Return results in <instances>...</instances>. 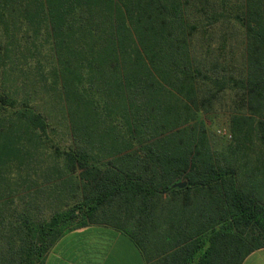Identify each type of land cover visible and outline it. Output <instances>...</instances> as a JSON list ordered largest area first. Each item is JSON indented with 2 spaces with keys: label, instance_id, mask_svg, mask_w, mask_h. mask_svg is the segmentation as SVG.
<instances>
[{
  "label": "trees",
  "instance_id": "16d2710c",
  "mask_svg": "<svg viewBox=\"0 0 264 264\" xmlns=\"http://www.w3.org/2000/svg\"><path fill=\"white\" fill-rule=\"evenodd\" d=\"M227 90L264 143V0H0V264H43L92 224L148 264L263 248V171L197 125Z\"/></svg>",
  "mask_w": 264,
  "mask_h": 264
},
{
  "label": "crops",
  "instance_id": "0c3cea01",
  "mask_svg": "<svg viewBox=\"0 0 264 264\" xmlns=\"http://www.w3.org/2000/svg\"><path fill=\"white\" fill-rule=\"evenodd\" d=\"M43 264H148L139 248L122 232L106 225H88L59 238ZM241 264H264V247Z\"/></svg>",
  "mask_w": 264,
  "mask_h": 264
},
{
  "label": "rangeland",
  "instance_id": "374dc122",
  "mask_svg": "<svg viewBox=\"0 0 264 264\" xmlns=\"http://www.w3.org/2000/svg\"><path fill=\"white\" fill-rule=\"evenodd\" d=\"M235 97L233 91L222 92L216 100H213L209 110L201 113L197 125L199 128H204L206 141L211 151L216 153L219 158L226 157L228 162L235 164L243 172L253 170L252 174H255L262 170L264 173V143H261L254 134L255 122L249 121L251 134L247 133L246 128H244L243 133L239 135L233 125V116L240 114V110L235 104ZM41 98L42 101L44 100L41 105L46 109L45 114L49 108L54 110L55 107L61 106L59 97H55L56 102H53L47 93H43ZM257 176L264 177L260 173Z\"/></svg>",
  "mask_w": 264,
  "mask_h": 264
},
{
  "label": "water",
  "instance_id": "95a60500",
  "mask_svg": "<svg viewBox=\"0 0 264 264\" xmlns=\"http://www.w3.org/2000/svg\"><path fill=\"white\" fill-rule=\"evenodd\" d=\"M184 185H185V181H181L179 183H176L174 186L183 187Z\"/></svg>",
  "mask_w": 264,
  "mask_h": 264
}]
</instances>
